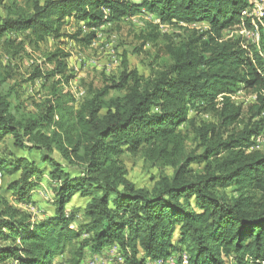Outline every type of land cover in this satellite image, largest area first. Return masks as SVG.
<instances>
[{"label":"trees","instance_id":"16d2710c","mask_svg":"<svg viewBox=\"0 0 264 264\" xmlns=\"http://www.w3.org/2000/svg\"><path fill=\"white\" fill-rule=\"evenodd\" d=\"M246 6L245 0H32L29 11L0 19V39L28 33L34 44L62 38L67 17L98 28L141 8L161 25H209L201 33L187 30L177 43L168 41V64L155 75L143 79L124 71L77 107L70 93L60 90L73 77L63 62L69 55L59 49L46 56L55 69L45 80L59 79L42 115L18 119L0 99V144L10 138L14 149L38 153L39 162L50 168L53 196V214L40 221L0 200V264H52L65 252L69 264H80L86 250L96 254L112 245L127 264L165 260L182 251L188 264H264V153L251 142L264 129V58L240 40L222 38L232 27L251 28ZM150 27L142 39L155 43L157 26ZM94 37L77 31L68 38L88 45ZM41 75L37 68L31 80ZM111 90L124 94L108 98ZM239 91L256 96L247 118L233 101ZM192 112L210 120L196 126ZM183 125L192 128L200 153L187 151ZM54 150L77 160L80 175L54 161ZM125 152H143L173 173L159 177L151 190L137 188L119 160ZM0 173H18L7 189L21 204L31 202L44 175L38 162L25 157L0 159ZM74 197L85 200L84 206H71Z\"/></svg>","mask_w":264,"mask_h":264},{"label":"rangeland","instance_id":"374dc122","mask_svg":"<svg viewBox=\"0 0 264 264\" xmlns=\"http://www.w3.org/2000/svg\"><path fill=\"white\" fill-rule=\"evenodd\" d=\"M128 1L139 4L142 0ZM31 3L32 0H0V19L15 17L19 11H29ZM64 21L61 28L64 36L60 39L47 37L43 43L34 44L27 36L28 33H6L0 39V99L8 105L9 112L18 119L37 117L44 112V102L50 99L53 81L59 79V77L48 80L44 78L55 69L54 64L47 63L46 56L49 53L59 49L69 55L63 62L66 65V74L71 75L73 79L67 85L62 84L60 90L68 91L74 98V106L77 107L91 91L100 90L117 82L124 71L136 73L143 79L155 75L168 64V59L164 55V46L168 41L179 42L189 34L187 30L201 33L209 29L207 23L184 25L173 22L171 25H161L159 20L144 8L133 17L123 18L116 23H106L98 28H89L76 18L67 17ZM150 25L157 26L158 39L155 43L142 39L152 30ZM77 31L81 32V37L93 33L94 40L88 45H82L68 38ZM222 38L240 40L243 47L256 48L264 58V40L263 42L262 39L259 40L257 44L253 38H247L238 26L224 31ZM7 40L10 41V46L5 43ZM37 68L42 74L41 78L31 80ZM123 94L121 91L111 90L108 98L120 97ZM255 100V94L249 91H239L233 97L234 103L242 108L246 118L248 109ZM190 117H194L196 126L210 120L207 116L195 115L194 112L190 113ZM260 117L264 118V110ZM179 130L189 135L187 151L200 153L201 149L197 148L193 140L192 128L183 125ZM259 135L263 137V143L258 144L256 148L264 153V129ZM11 143L12 140L6 138L5 142L0 144V159L10 161L14 157H25L34 160L39 163L44 175L39 186L31 193V202L21 204L13 200L7 189L8 184L18 178V173L12 177L0 173V200L4 199L15 208L32 215L34 221L45 219L53 214V196L47 177L50 168L39 162L38 153L14 149ZM51 157L68 173L80 175L81 164L77 160H66L55 150ZM119 160L126 172V178L137 188L151 190L159 177H170L173 173L170 168H162L148 161L143 152H125L120 155ZM189 167L195 171L202 169L201 164H191ZM84 204L85 200L74 197L70 205L83 207ZM76 226L77 223L72 225V227ZM2 244L0 242V245ZM114 249L116 251L119 247L112 245L96 253L97 255L86 250L80 264H115ZM184 253V251L174 253L164 261L168 259L175 262ZM138 257L141 258L142 254L140 253ZM68 261V254L65 252L61 256L54 257L52 264H69ZM146 263L155 262L146 260Z\"/></svg>","mask_w":264,"mask_h":264},{"label":"built area","instance_id":"2783aa9c","mask_svg":"<svg viewBox=\"0 0 264 264\" xmlns=\"http://www.w3.org/2000/svg\"><path fill=\"white\" fill-rule=\"evenodd\" d=\"M247 6L244 10V16L249 20L251 28L248 30L241 29L242 33L247 36V38H253L254 42L258 44L259 40H261V30L260 26H262L264 31V0H245ZM262 136H255L251 139L252 149L258 150L257 145L263 143ZM119 250V251H118ZM115 251L114 249V258L115 264H127L125 262L124 257L121 254L120 249ZM180 264H188L187 255L184 253L179 257ZM153 264H177V261L170 260H156Z\"/></svg>","mask_w":264,"mask_h":264},{"label":"crops","instance_id":"0c3cea01","mask_svg":"<svg viewBox=\"0 0 264 264\" xmlns=\"http://www.w3.org/2000/svg\"><path fill=\"white\" fill-rule=\"evenodd\" d=\"M108 247H110V246H108ZM108 247H106V248H108ZM97 255V254H96Z\"/></svg>","mask_w":264,"mask_h":264}]
</instances>
